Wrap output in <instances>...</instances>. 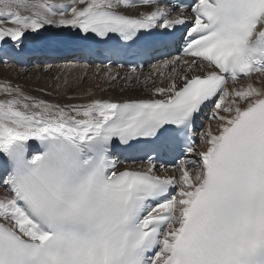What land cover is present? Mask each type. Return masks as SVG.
Wrapping results in <instances>:
<instances>
[{
  "label": "snow or ice",
  "instance_id": "obj_1",
  "mask_svg": "<svg viewBox=\"0 0 264 264\" xmlns=\"http://www.w3.org/2000/svg\"><path fill=\"white\" fill-rule=\"evenodd\" d=\"M47 26L183 55L146 99L0 84V264H264V0H0L3 45ZM145 148L146 167L121 170L118 151Z\"/></svg>",
  "mask_w": 264,
  "mask_h": 264
},
{
  "label": "bare ground",
  "instance_id": "obj_2",
  "mask_svg": "<svg viewBox=\"0 0 264 264\" xmlns=\"http://www.w3.org/2000/svg\"><path fill=\"white\" fill-rule=\"evenodd\" d=\"M52 2L70 4L71 0H52ZM144 10L145 9L143 8L131 10L130 14L133 16H136L139 14V12L144 11ZM46 29L51 30V31H59L60 33H62V32H65L69 28H57L54 26H47ZM12 43H15V42H12ZM9 48H12V47L9 46ZM42 69L44 68L42 67ZM48 69L49 68L47 66L45 68V71H47ZM6 70L7 72L13 73L14 78L22 76L23 73H25V70H20L16 67H13V69L6 68ZM54 70L58 74H59L58 71L61 70V74L63 75L62 83H67V88L59 89L57 90L56 93H53V94L52 92H46L48 90L38 89L37 87L35 88V86H33V88H30V87H24L23 85L19 86L16 82H13V83L14 84L16 83L15 85L16 86L18 85L28 95H31L38 99H44L52 103H60V104L87 103L92 99H108V98H111L114 100H123V99H129V98L146 99V98H149L151 94L150 89H152L154 86H163V84H165L166 86L168 84L169 81H168L167 74L170 71L168 69L161 67L158 75H160V73L166 74V77L165 76L163 77L164 79H161L162 77L159 78V76L154 75L156 72H147V75L143 74L144 78L140 79L138 74H131V73L129 74L126 71H120V70L116 71L114 69H105V68H100L97 66H93V67L79 66V65L70 64V63L64 64L62 67H60L59 70L57 68H55ZM143 72H145V70ZM143 72H140L139 74ZM35 76H36L35 81L38 82V79H39L38 77L41 76V69L38 72H36ZM83 79H85L86 81H88V83H90L89 85L90 88L86 89L85 91L76 92L73 95H71L70 92L74 89H77L79 83ZM247 82L248 80L245 78L243 81H240V86L238 84L237 86L243 87L244 85H246ZM3 84L5 83L3 82ZM36 84H40V82ZM257 86H260V85L257 83ZM209 123L210 121L207 122V126H209ZM211 123L213 125L212 129L213 131H215V122L211 121ZM200 150H202V147H200ZM2 191L3 190L0 189V192Z\"/></svg>",
  "mask_w": 264,
  "mask_h": 264
},
{
  "label": "rangeland",
  "instance_id": "obj_3",
  "mask_svg": "<svg viewBox=\"0 0 264 264\" xmlns=\"http://www.w3.org/2000/svg\"><path fill=\"white\" fill-rule=\"evenodd\" d=\"M47 66H44L42 69L41 68H36V69H30V70H26L25 73H23L22 76H19V77H15L14 78V75L13 73L11 72H7L6 68L7 69H11L12 67L10 66H1L0 65V82L3 84V82L6 84V82L8 83H11V84H14L13 82H16L19 86L20 85H23L24 87H30V88H33V86H35V88L37 87L38 89H44V90H48L46 92H52L53 93H56L57 90L59 89H64V88H67V83H62V78H63V75L61 74V70L59 65H54L53 68H49L47 71H45V68ZM55 68H57L59 71V74L57 72H55ZM13 69V68H12ZM41 69V76L38 77V82H40V84H36L38 82H36V72H38L39 70ZM38 70V71H37ZM44 72H43V71ZM147 72L149 71H145L141 74H138L139 78L143 79L144 78V75L146 74L147 75ZM61 74V75H60ZM144 74V75H143ZM57 76V77H56ZM59 76V77H58ZM142 76V77H141ZM159 78L161 79H164L163 77L165 76L166 77V74L164 75H158ZM56 77V78H54ZM5 78V80H4ZM60 78V79H58ZM4 80V81H3ZM84 80V81H83ZM81 80V82L79 83L78 85V88L77 89H74L70 92L71 95H73L74 93L76 92H82V91H85L86 89L90 88L89 85L90 83H88V81H86L85 79ZM3 81V82H2ZM0 83V84H1ZM15 83V84H16ZM14 84V85H15ZM239 86H240V82L237 83ZM17 85V86H18ZM163 86H165V84H163ZM22 87V86H21ZM51 90V91H50ZM55 95V94H54ZM211 126L212 123H211ZM202 134L203 132L201 133V136L200 138H202Z\"/></svg>",
  "mask_w": 264,
  "mask_h": 264
}]
</instances>
